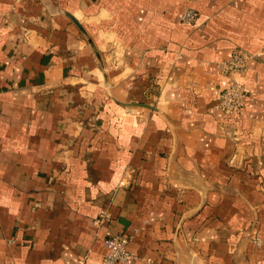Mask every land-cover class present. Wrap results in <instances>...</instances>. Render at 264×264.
I'll return each instance as SVG.
<instances>
[{"label": "crops", "instance_id": "1", "mask_svg": "<svg viewBox=\"0 0 264 264\" xmlns=\"http://www.w3.org/2000/svg\"><path fill=\"white\" fill-rule=\"evenodd\" d=\"M188 4L0 0V264H264V0Z\"/></svg>", "mask_w": 264, "mask_h": 264}, {"label": "built area", "instance_id": "2", "mask_svg": "<svg viewBox=\"0 0 264 264\" xmlns=\"http://www.w3.org/2000/svg\"><path fill=\"white\" fill-rule=\"evenodd\" d=\"M196 1L198 0H187L189 4L184 9L181 16V21L183 23L192 24L196 21L198 12L191 5ZM252 58L253 54L248 51L244 49H236L229 60L220 63V67L225 74L233 75L235 77L247 70L249 61ZM248 94L249 89L247 86L234 78L233 82L227 88L218 92L216 107L226 115H240L245 107ZM106 219V214L102 212L99 217L94 220V225L96 227H101L104 225ZM109 235L111 237V248L104 257L102 264H131L139 258L136 253L131 252L128 249L131 240L130 236L113 233H109Z\"/></svg>", "mask_w": 264, "mask_h": 264}, {"label": "water", "instance_id": "3", "mask_svg": "<svg viewBox=\"0 0 264 264\" xmlns=\"http://www.w3.org/2000/svg\"><path fill=\"white\" fill-rule=\"evenodd\" d=\"M76 23H78L77 22V20L74 18V17H72L71 15H69ZM78 25L81 27V29H82V31L84 32V34L85 35H87V33H86V31L82 28V26L78 23ZM88 37V36H87ZM88 39H89V41H90V43L92 44V46H93V48L95 49V51L98 53V51H97V49H96V47H95V45L93 44V42H92V40L88 37Z\"/></svg>", "mask_w": 264, "mask_h": 264}]
</instances>
